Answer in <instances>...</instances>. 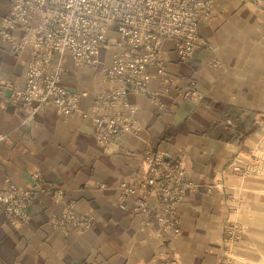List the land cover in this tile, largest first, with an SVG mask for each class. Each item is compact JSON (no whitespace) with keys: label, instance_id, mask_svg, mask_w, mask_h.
Wrapping results in <instances>:
<instances>
[{"label":"crops","instance_id":"crops-1","mask_svg":"<svg viewBox=\"0 0 264 264\" xmlns=\"http://www.w3.org/2000/svg\"><path fill=\"white\" fill-rule=\"evenodd\" d=\"M10 11V0H0V22ZM199 27L209 46L186 64L175 43L165 42L160 58L174 85L156 102L131 94L141 131L122 135L108 150L80 112L66 118L48 105L25 126L12 107L0 104V185L35 189L31 176L39 173L64 190L65 203L94 219L84 231L55 229L51 217L64 204L36 188L26 222L15 225L0 210V264H221L223 229L233 216L222 184H234L237 154L264 131V13L239 0H214L212 15ZM121 50L105 45L100 60L110 65ZM30 55V47L17 57L10 43L0 42L1 77L23 84ZM62 59L63 85L81 95L79 109L90 112L94 96L109 88L101 67H78L70 54ZM148 72L150 89L158 91V69ZM192 83L201 98L181 94ZM147 150L182 157L188 179L198 185L179 206L178 239L163 238L154 227L143 230L134 199L119 198L120 184L139 172Z\"/></svg>","mask_w":264,"mask_h":264},{"label":"built area","instance_id":"built-area-1","mask_svg":"<svg viewBox=\"0 0 264 264\" xmlns=\"http://www.w3.org/2000/svg\"><path fill=\"white\" fill-rule=\"evenodd\" d=\"M264 13V0H239ZM11 11L0 22V42L11 45L19 57L26 47L30 59L20 84L0 75V104L12 107L25 126L33 124L48 105L56 107L66 118L80 112L94 128L101 147L108 150L126 133L137 135L141 126L136 109L129 102L131 94L144 95L156 102L161 93L175 83L166 73L161 50L173 41L183 63H190L201 47L209 42L200 34L201 18L212 15L214 0H10ZM21 31L17 37L15 31ZM115 34L116 37H111ZM113 45L122 50L113 55L110 65L100 60L101 49ZM70 54L78 67H101L102 82L109 88L94 96L91 111L79 109L81 95L63 85L66 68L63 56ZM161 76L158 91L150 89L149 67ZM193 85V83H192ZM185 98H201L194 88L182 90ZM182 157L166 151H145L139 172L131 181L119 186L120 200L134 199V214L143 230L154 227L163 238L178 239L182 230L177 217L184 197L197 191L188 179ZM32 181L40 193L62 212L51 217L52 226L67 233L84 231L93 223L92 216L77 213L75 203H65L62 188L47 183L34 173ZM35 189H22L6 181L0 185V210L15 225L29 217ZM155 200V202H153ZM152 221H150V219Z\"/></svg>","mask_w":264,"mask_h":264},{"label":"rangeland","instance_id":"rangeland-1","mask_svg":"<svg viewBox=\"0 0 264 264\" xmlns=\"http://www.w3.org/2000/svg\"><path fill=\"white\" fill-rule=\"evenodd\" d=\"M236 160L237 180L222 184L233 216L223 229L221 264H264V131Z\"/></svg>","mask_w":264,"mask_h":264}]
</instances>
